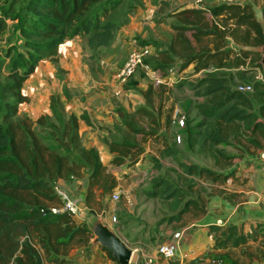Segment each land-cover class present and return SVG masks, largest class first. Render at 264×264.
Wrapping results in <instances>:
<instances>
[{"label":"trees","instance_id":"trees-1","mask_svg":"<svg viewBox=\"0 0 264 264\" xmlns=\"http://www.w3.org/2000/svg\"><path fill=\"white\" fill-rule=\"evenodd\" d=\"M124 2L8 0L1 7L0 34L7 28L8 20L22 19L19 31L26 37L29 56H21L18 64L22 70L10 69L9 80L0 85V264H68V256L73 250L91 247L92 234L85 220L66 211H51L62 205L57 195V182L80 177L88 170L84 201L90 207L94 200L93 188L103 187L104 192L113 190L115 179L106 174L98 151L83 146L78 118L64 110L57 96H50L51 113L39 116L36 121L28 116L18 118L17 112L18 105L27 101L21 92L25 80L34 72L39 60L56 57L59 45L66 39L85 36L91 50L112 44L117 30L129 16L124 13L125 19L118 23L110 20V16L117 9L125 8ZM135 6L132 1L126 9L132 11ZM262 10L264 13V5ZM207 14L212 16L211 20ZM169 16L176 20L172 23L176 34L170 37L166 48L162 43L151 41L156 45L155 62L151 66L146 58L145 63L161 71L163 76L174 75L177 82L173 87L180 89L189 85L195 97L202 99L196 108L203 119L197 124L184 121L180 131L185 135L187 148L200 146L218 169L184 161L181 149L169 140L166 130L162 131L160 155L178 163L175 172L188 188H192L197 182L195 179L199 178L223 182L235 174L236 168L228 169L235 159L250 151L252 146L259 148L260 137L264 138V122L260 120L264 117V81L255 80L256 71H261L264 76V66L260 62L262 55L248 50L251 46L264 44L263 29L254 7L234 0H220L214 6L184 8ZM190 32L196 43L201 44L193 45L188 37ZM141 42L148 45L147 40ZM190 67L191 71L183 74ZM173 68L177 70L171 74ZM202 71L205 72L202 78L196 82L191 80ZM245 83H254L252 94L238 89L239 84ZM160 87L165 89L155 92L154 85L147 86L146 105L132 114H122L127 130L120 139L110 142V151L119 153L111 161L121 163L128 154L140 155L143 148L130 140L133 134H156L162 128L161 111L152 108L155 94L163 99L168 91L165 86ZM138 112L144 114L148 125L157 126L156 130L138 127L132 121V116ZM171 121L173 116L169 114L166 122ZM228 147L234 152L224 150ZM155 161L161 167L159 160ZM109 176L110 184L105 185ZM149 182L152 188L145 190V194L151 198L161 195L162 200L171 203L169 211L175 212L167 216L166 221H179L191 204L199 206V200H186L187 191L169 179L156 177ZM88 212L95 213L91 209ZM245 240L246 236L239 234L236 226H230L227 238L222 241H232L236 246ZM102 249L116 261L110 251Z\"/></svg>","mask_w":264,"mask_h":264},{"label":"crops","instance_id":"crops-1","mask_svg":"<svg viewBox=\"0 0 264 264\" xmlns=\"http://www.w3.org/2000/svg\"><path fill=\"white\" fill-rule=\"evenodd\" d=\"M182 1H184V5H181L176 11L184 8L200 7L195 0ZM234 2L251 4L256 11L257 18H264L262 10L264 0H234ZM219 3L220 0H205L203 7L214 6ZM207 16L211 15L207 14ZM148 17H150V14L141 13L137 10L128 17L127 22L121 25L116 32L114 41L107 47L106 59L101 61L104 74L96 77V79L93 78L90 71L86 75L87 66L77 60L80 52L79 48L77 50L73 49L74 47L69 48L72 53L69 62L67 57L64 56L66 55L64 52L68 51L69 46L67 45L68 47L64 48L63 52L62 44L58 47L57 54H64L62 56L64 59H61L62 68L68 71L66 86L71 89V96H68V98L61 96L60 101L67 113L74 114L78 118V130L83 146L95 148L98 151L101 163L105 166L115 155L119 154L118 151H110L108 141H111L112 138L122 137L127 130L122 114H131L139 107L146 105L144 93L147 86L138 80L136 87L139 88L140 86L139 90L142 92L140 95L134 93L131 89L125 90L126 87L121 88L117 83L113 72L124 64L126 56L131 47L136 44L137 38L147 40L149 31L154 30V25L148 24V22L151 23V18ZM160 25L161 23L158 27ZM166 30H168L167 36L163 33L155 34V39L164 44V48L168 46L170 37L176 34V31L172 28ZM152 36L154 35H150L149 40H147L150 46H154L151 42L149 43ZM188 37L194 46H198L191 32L188 33ZM252 47L255 46L249 47L248 50L252 51ZM67 54H69V51ZM36 68L37 66L35 70ZM191 68H189V72ZM150 69L156 74L150 72L152 73L150 75L146 70L145 73L148 76H161L162 78L161 81H157V78H155L156 81L151 83L154 87L157 84L173 87L177 82L174 75L163 76L161 71ZM119 89L121 92L117 93ZM172 89L174 94L178 93V95L184 96L180 93L183 88L173 87ZM164 96V101L169 100V98L173 101L172 96ZM178 110L179 108H176L172 115L173 122H177ZM155 111L158 112L159 110L156 109ZM161 115L163 116V113ZM260 120L264 122V117L262 116ZM163 130V128L160 129V131ZM260 142L261 146L259 148L252 146L249 149L250 151L235 159L234 165L228 168L229 170L236 168V172L232 177L219 184L211 185L214 191L209 190L204 194V200L199 201V207L202 210L198 215H193L191 213L192 209H190L179 221L169 222L164 220L167 216L175 214V212L169 211L171 203H164L159 198L161 199L160 206L163 205L165 209L161 210L162 214L158 211L157 216L161 214L159 217L155 215H151V217L147 214V209L151 205V199L158 200V198L148 197L144 190H126V193L131 192L129 197L139 196L141 199L136 205L128 201L124 207L117 208L118 214L119 209L123 212L127 210L128 218L123 219V215H121L116 222H112L111 216L116 213L114 207L107 209V211L101 210L99 215L91 205L87 207L84 201L87 194V175L83 174L69 180L60 179L57 185L71 196L78 197L77 206L82 211L85 209L93 210L94 214L101 217L121 240L133 250L130 264H142L146 257L154 258L158 264H212L214 258L223 259L224 264H264L263 137H260ZM148 152L146 148L138 156L136 164L141 165L140 163H143L142 165H145L147 158L143 157H147ZM126 160L127 158L124 162ZM110 166H112L111 162ZM108 169H106V172L111 170L112 176L118 180L119 176L116 175L120 170L117 168ZM137 175L133 173L131 177ZM116 186L118 187V185ZM115 189L117 188H113V190ZM75 190L76 195L73 193ZM93 193L94 201L91 203H96V197L100 196V193L101 196L107 194L103 189L97 187L93 188ZM95 205H98V203ZM108 213L111 214L109 218ZM219 219L223 220L224 223L218 225L217 221ZM81 220L84 219L81 218ZM230 226H236L238 233L246 236L245 242H241L236 246L232 245V241L223 243L222 240H225L229 234ZM179 231L182 232V237L175 256L169 259L163 257L158 250L160 244L171 240L174 233ZM90 246V248L81 247L73 250L68 256V264H118L110 259L107 253L98 245L91 244Z\"/></svg>","mask_w":264,"mask_h":264},{"label":"rangeland","instance_id":"rangeland-1","mask_svg":"<svg viewBox=\"0 0 264 264\" xmlns=\"http://www.w3.org/2000/svg\"><path fill=\"white\" fill-rule=\"evenodd\" d=\"M132 1L136 4V6L131 11L126 9V7L128 6L129 8V4ZM6 3H8V0H0V11L2 10L1 7L6 5ZM181 5H184V1L182 0H125L124 2L125 8L117 9L110 16V20L116 23L121 22V20L125 16L123 15L124 13L127 14L126 16H130L133 15L137 10L140 11L141 13H146V14L148 13V15L150 14V17L148 18H151L150 19L151 23L148 22V24L154 25V30H152V32L149 31V34L147 35L148 38L147 40H149L150 35H154L151 37L150 42L157 41L155 39V34L163 33L167 36L168 30L166 29L172 28V23L176 22V20L173 17L169 16V14L175 12L176 9H179ZM16 7L18 8V5H16ZM208 18L210 20L212 19L211 16H208ZM21 22L22 19L18 21L14 19L8 20L7 28L0 34V85H3L5 82L9 80L10 69L14 70L15 68H18V70H22L21 66L18 64V62H20L19 59H21V56H24L26 58L27 55L29 56V52H28L29 47L26 45V37L21 35L19 31V26L21 25ZM160 23L161 25L158 27ZM142 42L141 39L138 37L136 41V45L137 44L143 45ZM152 45H154V47L156 48L155 43H152ZM66 47H68L69 54H67L68 51H66L64 52V54L66 55L61 53V55L57 54L56 57L42 58L41 60H39L37 64V68L34 71V73L31 74V76L25 80L21 88V92L27 98V101L22 102L18 105V112H17L18 118L22 116H28L31 120L36 121L39 116L49 115L51 113L49 109V102L51 95L57 96L59 100L61 96H65L66 98H68V96H71L70 94L71 89H69V87L66 86V78L68 71L62 68L61 59H64L62 57L64 55L67 57V61L69 62L71 61L72 53L70 49L72 47H74L73 49L76 50L77 48H79L80 52L77 57V60L87 66L86 75L88 71H90L92 73L93 78L95 79L98 76H103L104 72L102 69L101 61L106 59L105 55L108 53L107 47H101L96 50H91L86 45V37L80 35L74 36L71 39H66L61 46L62 52ZM154 54H156V50ZM154 54L147 57V62H149L151 66L152 63L155 62ZM28 60H30V57L28 58ZM145 70L146 69L139 67L137 69V72L131 79L130 83L126 85L125 90L131 89L134 91V93L140 95L142 94V92L139 90L140 86L139 88L136 87L138 80L143 84H145L146 86H149L151 85V83H154L156 81L155 78H157V76L156 77L148 76L145 73ZM174 70H177V68H175ZM189 70L190 69H187L186 71L183 72V74L188 73ZM115 71L116 70H114L113 74L115 73ZM150 71L154 72L151 69ZM148 73L152 75L149 71ZM260 75L261 72L257 71L255 75V80H257V78ZM203 76H204L203 73H199L196 76H194L191 80L196 82L197 80H199V78H202ZM160 86L166 87V90L168 91H166L164 95L172 96L173 101L170 100L169 96H168L169 100L164 101L165 98L164 95H163V99H161L159 98L158 94H155L154 100H152V108H154V110L158 109L159 111H161V113H163V116L161 117V126L164 130H166L169 136V140L173 143H176L178 147L181 149L180 150L181 158L187 162H195L201 165L212 167L214 169H218L217 167L214 166V161L208 155H206V153L200 150V146L195 145L193 147L192 146L188 147L189 149L187 148L184 142L186 138L183 132L180 131L182 125L179 124V122L177 123L175 121L174 122L171 121L169 124L166 122L167 116H169L170 114V117H172L175 109L179 108V110L177 111L176 121H179V119H183L184 121L189 120L193 124H197L198 121H201L203 119L199 115V111L196 108L197 103L202 99L199 98L197 99L195 97V92H193L190 89L189 85L183 87V90L180 92L184 94V96L178 95V93L174 94L172 89H170L173 88L172 86L161 85V84L156 85L155 92L163 91L165 89L164 87H160ZM176 91L178 92L179 90ZM177 99L179 101H177ZM173 104H174V108H173ZM132 121L138 127H144L145 129L154 128L156 130L157 127L151 124L148 125V121H146V118L144 117V114L142 112L135 113L134 116H132ZM36 129L38 130L39 133H41L40 132L41 128L39 126H37ZM160 129L156 134L143 135L141 133H137V134L135 133L133 134V138L129 136V138H131L130 140L133 139L134 142H138L141 145V147L143 148V152L145 151L146 148L148 149L149 152L148 154H146L147 157H143V158H147L145 165H142L143 163H140L141 165L136 164L139 155L130 156L129 154L126 156L128 158L125 162L123 161L121 163H116L113 161H109L107 163L109 165L106 164L105 166L106 169L117 168L120 170L119 172H117L116 175L119 176V179L116 180L115 177H113L118 187L115 185L117 189L115 190L110 189L105 195L101 196L100 193V196L96 197V203H98V205H95L96 203H91V207L98 213V215L101 213V210L107 211V209L112 207L115 208V212L117 213L118 212L117 208L124 207L128 201L131 204L136 205L141 198H139V196L129 197L131 192L126 193L125 191L149 190L152 188L151 183L149 181L156 177H163L169 179L175 185L187 191L186 200L197 199L200 202L201 200L202 201L204 200V194L206 192H208L209 190L214 191V189L211 186L212 184L221 183V182H213L206 178H199V179H195L197 180V182L192 188H188L186 185H184L182 181L178 179V175L175 172V169L179 168L178 163L175 160H173V158L171 157H162L160 155L161 149L163 147V137L161 136L162 134H164L162 133V131H160ZM178 135L182 138V141L180 142L177 139ZM143 138H146L144 142L141 141ZM116 139H120V138L117 137ZM111 141H108L109 142L108 145L110 144ZM224 150L227 152H234V149L232 147L225 148ZM155 160H159L161 167H159L158 162H156ZM110 162L112 166H110ZM133 173L138 175L131 177ZM84 174L88 175V170H85ZM106 174L112 176L111 170H109ZM110 176L107 177L105 185L110 184L111 181ZM73 193H75L76 195L77 193L76 190L73 191ZM113 193H116V195L118 196L117 199H113ZM72 198L77 204L79 198L76 196L75 197L72 196ZM156 198H158V200L151 199L152 200L151 205L147 209V214L149 216L151 215L157 216L158 211L161 212V210L163 211L165 209L163 205L161 207L159 204L161 203L160 202L161 199H159L161 198V195H159ZM163 202L168 203V201L165 200H163ZM190 209H192L191 213H193V215H198V213L202 210L197 204H191L189 210ZM126 211L123 212L122 210L119 209V214L117 213L116 215L115 213L117 220L121 215H123V219L128 218V214H126L127 213ZM82 212L83 214H81L80 217L84 219L86 222V219L91 214H89L88 210L86 209L83 210ZM162 213L163 212H161V214ZM161 214H159L157 217H159ZM107 215L109 218L111 214L108 213Z\"/></svg>","mask_w":264,"mask_h":264},{"label":"built area","instance_id":"built-area-1","mask_svg":"<svg viewBox=\"0 0 264 264\" xmlns=\"http://www.w3.org/2000/svg\"><path fill=\"white\" fill-rule=\"evenodd\" d=\"M196 4L203 6L205 4V0H195ZM155 52V48L154 46H150V45H136L134 44L131 49L129 50L127 56H126V60L124 62V64L118 68L115 72V79L117 81V83L121 86V88H124V85L129 81V79L131 77H133L135 75V73L137 72V69L139 67H142L146 70L150 71V67L148 64L145 63V59L149 56H151L152 54H154ZM145 70V71H146ZM147 72V71H146ZM171 73H174L175 70L174 68L170 70ZM154 74H156V72H152ZM151 73V74H152ZM200 73H205L204 71L200 72ZM161 76H157V81H161ZM257 80L259 81H264V76L261 75L257 78ZM238 89L241 92L244 93H248V94H252L255 90V85L254 83H245V84H239L238 85ZM119 92H121V90H117ZM179 122V124L183 125L184 124V120L183 119H179V121H177V123ZM178 141H181V137L178 136ZM262 157L264 158V153L262 154ZM57 195L59 196L62 205L60 207V209L57 208H52L51 211L53 213H56L57 211H66L68 214H70L71 216H75V217H80L81 214H83L82 210L77 206V204L75 203L74 199L72 198V196L65 190L61 189L60 187H57ZM118 196L116 195V193H113V199H117ZM111 220L112 222H116L117 218L115 215L111 216ZM223 220L219 219L217 221L218 225L223 224ZM182 237V232H176L173 235V238L171 240H168L166 242H163L160 244L158 250L159 253L165 257V258H173L178 250L179 247V241ZM142 264H158L156 262V260L152 257H146L143 261ZM212 264H224V260L221 258H214L212 260Z\"/></svg>","mask_w":264,"mask_h":264},{"label":"water","instance_id":"water-1","mask_svg":"<svg viewBox=\"0 0 264 264\" xmlns=\"http://www.w3.org/2000/svg\"><path fill=\"white\" fill-rule=\"evenodd\" d=\"M264 34V18L258 19ZM252 51L262 55L261 63L264 66V44L251 48ZM86 227L92 234L91 244L111 252L112 258L118 264H130L133 250L96 214H91L86 219Z\"/></svg>","mask_w":264,"mask_h":264}]
</instances>
